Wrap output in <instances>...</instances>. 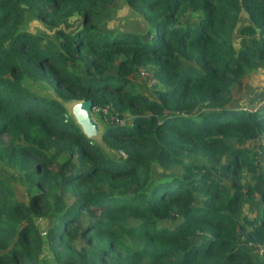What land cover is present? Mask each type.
Segmentation results:
<instances>
[{
  "label": "trees",
  "instance_id": "trees-1",
  "mask_svg": "<svg viewBox=\"0 0 264 264\" xmlns=\"http://www.w3.org/2000/svg\"><path fill=\"white\" fill-rule=\"evenodd\" d=\"M255 73L264 0H0V264H264V105L232 104Z\"/></svg>",
  "mask_w": 264,
  "mask_h": 264
},
{
  "label": "rangeland",
  "instance_id": "rangeland-1",
  "mask_svg": "<svg viewBox=\"0 0 264 264\" xmlns=\"http://www.w3.org/2000/svg\"><path fill=\"white\" fill-rule=\"evenodd\" d=\"M130 10L124 6L120 5L118 7L107 8L103 12L104 24H109V27L118 26V21L120 18L129 17ZM106 17H109L106 19ZM109 21V22H108ZM127 27V21L120 19V24ZM38 26V22L34 19L29 21L27 24L28 29H34ZM148 79V78H147ZM30 88L40 94L53 95V91L46 85L41 83H34L30 85ZM264 74L255 73L251 75H246L243 77L233 90V101L232 104L235 107L245 108L248 110H254L257 107L264 105ZM257 148H259L260 156L264 161V136L258 139L255 143ZM263 154V156H262Z\"/></svg>",
  "mask_w": 264,
  "mask_h": 264
},
{
  "label": "water",
  "instance_id": "water-1",
  "mask_svg": "<svg viewBox=\"0 0 264 264\" xmlns=\"http://www.w3.org/2000/svg\"><path fill=\"white\" fill-rule=\"evenodd\" d=\"M129 17L120 18L127 21V27H124V25L120 24V19L118 21V26L122 30L131 31L135 33L142 32L144 27L146 26L145 20L142 19L137 13L130 12ZM35 20L38 22V26L34 29H28L27 24L31 20ZM26 26L24 27L25 30L30 32H35L36 28H39L40 30L52 34L57 29H63L65 31L72 28L74 25L69 27H64L63 23H60L56 26H53L51 28H47L39 19L31 17L28 20ZM76 22H74L75 24ZM23 28V27H22ZM65 108L67 109V112L70 116H72L75 124L78 125L82 133L93 140H95L104 150L108 151V147L102 142L100 135H101V125L100 123L94 118L92 113V100L87 98H81V99H70L68 101L63 102Z\"/></svg>",
  "mask_w": 264,
  "mask_h": 264
},
{
  "label": "built area",
  "instance_id": "built-area-1",
  "mask_svg": "<svg viewBox=\"0 0 264 264\" xmlns=\"http://www.w3.org/2000/svg\"><path fill=\"white\" fill-rule=\"evenodd\" d=\"M139 73H140L141 75H143V76H146V77L148 76L147 71L144 70L143 68H140ZM150 81H153V78H150ZM115 121H118V122L122 123V122H123V119H121V120H115Z\"/></svg>",
  "mask_w": 264,
  "mask_h": 264
}]
</instances>
